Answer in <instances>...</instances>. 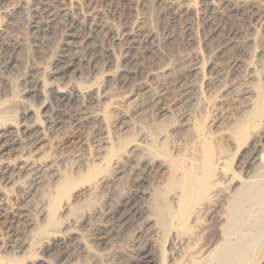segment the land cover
<instances>
[{
  "label": "bare ground",
  "instance_id": "bare-ground-1",
  "mask_svg": "<svg viewBox=\"0 0 264 264\" xmlns=\"http://www.w3.org/2000/svg\"><path fill=\"white\" fill-rule=\"evenodd\" d=\"M8 1L10 0H0V51L5 55L3 64H0L2 89L0 99L13 100L15 105L22 108V115L19 119L13 109L7 106L0 108V185L4 182L12 183L14 179L12 174L16 170L23 173L24 179L12 184L23 192L25 204L16 205L8 193L3 197L6 206L0 210V216L5 218L6 223L12 225L15 218V215H12L13 209L17 206L21 219L15 220L19 227L0 243V264L5 262L55 264L42 260L39 255L42 256L56 247L67 246L74 237L71 235L78 233L76 232L78 225L86 223V215H83L85 208L94 201L93 198H87L84 204L68 208L67 203L63 202L64 199L69 198L80 184L97 181L110 186L118 175H120L118 180L123 178L126 171L123 165L124 157L128 154L131 155L130 160L144 173H138L134 166V174L145 175L154 168L164 165L171 173L164 187H155L150 193L152 204L150 203L149 209H141L135 202L138 194L136 186L144 180L143 177H139L134 178L132 186L135 188L128 192L122 191L119 197L121 204L114 206L106 214L114 219L112 226H116L134 216H142L144 211L149 212L147 220L154 222L155 226L148 237L153 240L155 234L161 236L158 242L160 253L155 254L156 250L152 248L155 250L153 252L147 243L148 245L138 250L137 259L131 264H264V154L260 156L264 150V124L252 138L250 137L251 140L244 146L245 148L241 149L243 160L239 161L238 169L234 173H229L231 165L229 160L232 158L226 155L228 147L223 145L225 148L217 149L212 140L205 135L201 125L203 122H198L199 138L197 136L198 139L193 141L195 148L198 146L200 149V155L188 159L182 156L183 154L179 156V150L178 153L174 152L172 146L173 148L175 146H171L170 136L172 131L169 130L173 119L170 123L166 120L152 129L143 125L141 132L148 136L146 143H142V140L139 143L137 139L139 137H136L133 131L132 134L120 133L114 142L112 140L110 147L104 148L106 156L103 165L95 164L77 176L71 174L70 170L67 171L68 169L60 170L53 189L43 187L38 190V185H42L43 181L51 180L47 176L48 173L56 169L51 159L26 156L23 159L4 162L2 158L12 153L22 143L20 141L22 136H26L25 143L21 145L27 151L32 146L43 143L46 139L45 127H51L59 132L68 123H75L90 127L94 131L93 134L107 138L104 136L107 133L104 125L109 126L117 120L120 123L123 119V115L114 114L116 110L108 103L113 98L116 86L130 83L134 89L141 90L156 73L148 71L140 74L133 70L132 65L136 59L133 53L137 43L142 44L143 49H151L161 47L171 39L170 36L156 38L151 34L144 37L140 35L136 43L130 31L110 35L86 19L61 13L54 9V0L22 2L14 7V10L7 9ZM208 1L211 3L214 0ZM170 7L169 5V9ZM233 9L228 6L226 18L230 17ZM254 17L250 15L249 21H253ZM18 18L24 20L27 25L31 33V44L37 48L38 53L54 39L55 34L64 35L63 49L43 73L35 67L22 68L23 59L20 56L26 50V45L22 41H14L11 35V29ZM208 22L211 23L210 25L207 23L206 27L210 28L204 37L198 39L193 35L192 29L187 28L185 39L192 44L201 42L211 47L210 70L213 74L221 75L224 70L222 61L227 65L234 63L238 66L240 59L232 55V49L242 41L245 44L250 37L241 41L240 36L243 32L233 30L229 26H221L210 19ZM99 30L104 33L103 37ZM196 53L199 54L198 51ZM119 59L122 66L115 67V61ZM192 69L178 75L176 85L173 86L177 91L183 93L189 89L188 80ZM9 71L17 73L14 80L7 78L6 73ZM97 76L105 78L106 84L82 85V81L77 80L78 77L90 79ZM14 81H19L22 85L21 90L12 89L16 84ZM167 101L166 96L161 97L155 104L156 110L164 111ZM36 102L41 103L40 114L37 113L39 110L36 111ZM95 105H101V110H91ZM146 110L147 107L141 106L135 109L136 113L133 114L142 115ZM252 115L251 119L255 116L252 118ZM247 116H250V113ZM237 131L226 133L224 138L227 142L235 141L238 136L244 137L245 132L238 135L240 130ZM105 142L107 140H104ZM183 151L187 153L189 150ZM138 152L140 154H137ZM225 158L228 161H225ZM224 162L225 165L221 166ZM251 170L255 173H246ZM33 210L37 214L35 218L31 216ZM30 233L32 234L29 236ZM165 245L167 250L164 249ZM23 251L27 256L19 255ZM7 252L10 256L6 255Z\"/></svg>",
  "mask_w": 264,
  "mask_h": 264
},
{
  "label": "rangeland",
  "instance_id": "rangeland-1",
  "mask_svg": "<svg viewBox=\"0 0 264 264\" xmlns=\"http://www.w3.org/2000/svg\"><path fill=\"white\" fill-rule=\"evenodd\" d=\"M32 1L10 0L6 7L9 10H14V7L22 2L32 3ZM54 1V9L69 16L75 15L76 17H81L82 20L86 19V21L98 25L99 29H102L101 31L106 30L110 35L127 30L132 32L136 43L140 35L144 37L151 34L156 38L170 36L171 39L163 43L161 47L156 46L151 49H143L142 44H136L137 46L133 53L136 58L132 65L133 70L140 74H145L148 71L156 73L149 78L147 86L141 90L134 89L130 83L116 86L113 98L108 103L112 109L116 110L114 114L123 115V119L120 123L117 120L115 121L116 123L111 121L113 124H109V126L108 124L104 125L107 130L104 136H107V138L93 134L94 131L90 127L75 123H68L59 132L54 131L51 127H45L46 141L44 140L40 145L32 146V149L30 148L27 151V149L22 148L21 144L26 141V136H22L20 139L22 143L12 153L2 158L4 162L23 159L26 156L51 159L52 163H55L56 169L48 173L47 176L51 180L43 181L42 185H38V190L43 187L53 189L60 170L65 171L68 169L67 171L70 170L71 174L77 176L86 172L95 164L103 165L105 163L103 159L106 156L104 148L110 147L112 140L114 142L120 133L122 135V133L132 134L134 132L133 134L139 137L137 138L139 143L142 141V143H146L148 136L146 133L141 132L143 125L152 129L166 120V122L170 123L173 119L174 122L173 120L171 121L169 130L172 131L170 136L172 138L171 146H175L174 148L172 146L174 152L179 150L180 155H178L181 156L183 154L182 156H186L188 159H193L200 155L201 151L198 146L195 148L196 145L193 141L199 138L198 134L200 132L199 130L197 131L198 122H203L201 125L204 128L205 135L212 140L216 148L222 149L227 146L228 150H230H227L228 154H226L232 158H228L231 162L229 173L237 171L239 161L243 160L241 152L245 148L244 146L248 144V141L251 140L258 128L260 129L264 124V0H214V3H210L208 0ZM169 5L171 6L170 9ZM228 6H231L232 9L234 7V9L230 17L226 18ZM250 15L255 16L251 22L248 19ZM209 19L216 21L221 26H229L233 30L243 32L241 36L239 35L241 41L246 37H250L248 42L243 44L242 41L232 49V55L240 59L238 66L234 63L227 65L225 61H222L224 70L221 75L219 74L220 76L213 74L210 70L211 47L201 42L192 44L185 39L187 28L192 29L193 35L198 39L204 37L207 29L210 28V26L206 27L207 23L209 25L211 23L208 22ZM11 33L14 41H22L26 45V50L20 56L23 59L21 60L23 62L22 68L35 67L43 73L51 66L54 57L64 47V35L57 33L54 39L47 43L41 49V52L38 53L37 48H34L31 44V33L27 25L20 18H18L15 26L11 29ZM104 33L101 32L100 35L102 34L101 36L103 37ZM197 51L199 54L196 53ZM4 60L5 55L0 51V64H3ZM117 66H122L120 59L115 61V67ZM190 68L193 69L188 80L189 89L186 92L183 91V93L179 90L177 91V88L173 87L176 85V78ZM16 74H13V71H9L6 76L14 80L17 76ZM77 80H81L82 85L90 83L102 85L105 83V78L101 76L90 77V79L78 77ZM14 82L16 84L12 89L21 90L22 85H20L19 81ZM1 91L0 84V94ZM169 91L172 92L169 93ZM165 96L168 98L166 109L161 112L157 111V105L155 104L161 97ZM37 104L38 102L35 104L36 111L39 110L37 113L40 114L42 111L40 109L41 103L39 102V106ZM5 106L11 110L13 109L20 119L22 115L20 106L15 105L14 101H10L9 98L8 100L6 98L0 99V108ZM141 106L147 107L149 111L146 110L142 115L138 116L133 114L136 113L134 110ZM101 108V105H95L91 107V110L99 111ZM248 113H250V116H247ZM252 113L255 115L254 118ZM251 115L253 119H251ZM114 117L116 116L114 115ZM236 130H240V133L237 131L238 135L241 132H245L244 137L238 136L235 141L227 142V139L224 138L227 135L226 133ZM104 140H107V142L104 143ZM219 145L222 146L219 147ZM183 150L189 151L186 153ZM137 154H140V152ZM261 154H264V150L260 153V156ZM124 159L122 158L126 171L123 178L118 180L117 178L120 177L118 175L110 186L102 185V183L97 181L89 184H80L79 187L72 191L69 198L64 199L63 202L67 203L68 208H75L77 205L84 204V200L87 198H93L94 201L85 208V213L83 214L86 215L87 224L80 223L78 225V228H76L78 233L71 235V237H74L67 246L56 247L42 256L39 255V258L52 261L55 264H131L137 259L138 250L147 243L151 249L154 248L156 250L152 249L153 252L155 251V254L159 255L160 244L158 242L161 236L155 234L153 240L149 239V233L151 234L155 225L154 222L147 220L149 212L144 210L149 209L152 204L150 193H152L153 189L155 187H164L167 184L166 182L171 175L170 170L164 165L156 167L143 175L144 173L137 168L135 162L131 161L130 154L126 155ZM225 159V161H228L227 158ZM224 165L225 162L221 164V166ZM134 166L138 169V173L143 174H134ZM246 173L252 174L255 172L251 170ZM12 175V178H14L12 183L21 182L24 179L23 173L18 170ZM139 177H143L144 180L140 184H136L138 194L135 202L139 208L144 209V213L142 216L137 215L124 223L112 226L114 219H111L106 214L114 206L121 204L120 194H122V191L128 192L135 188L132 186L134 178ZM12 183L4 182L0 185L1 211L2 207L6 206L3 197L7 193L11 196L13 202H16V205L25 204L23 192L13 186ZM16 207L13 209L12 215H15V218L12 225L8 224V222L6 223L5 218L0 216V243H3L5 239L13 234L14 229L19 227L15 220H20L21 216ZM32 209L33 207L30 208V210ZM33 213L31 214L32 218L37 217V214ZM110 227L114 229L111 230ZM28 229L31 228L28 227ZM31 234L28 235L30 236ZM164 249L167 250V245L164 246ZM6 255L10 256L9 252ZM19 255L27 256L24 251L21 254L19 253ZM8 263L5 262V264Z\"/></svg>",
  "mask_w": 264,
  "mask_h": 264
}]
</instances>
